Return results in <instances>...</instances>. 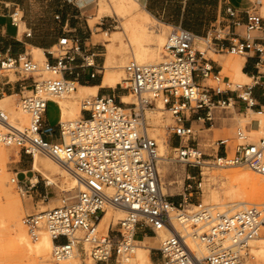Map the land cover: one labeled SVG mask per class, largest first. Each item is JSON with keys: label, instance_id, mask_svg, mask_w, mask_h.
Masks as SVG:
<instances>
[{"label": "built area", "instance_id": "obj_1", "mask_svg": "<svg viewBox=\"0 0 264 264\" xmlns=\"http://www.w3.org/2000/svg\"><path fill=\"white\" fill-rule=\"evenodd\" d=\"M171 29L160 62L140 64L132 60L124 67L126 86H119L136 99L129 110L121 104V98L96 95L82 101L84 115L78 121L63 124L58 106L57 127L46 121L47 104L77 90L76 83L65 79L63 73L71 74L68 62L80 50L75 46L79 40L74 43L67 36L61 38L58 53L48 52L56 62L46 61L43 67L26 54H0V77L3 71H14L33 82L30 95L21 94L20 98V108L30 116L28 128L10 127L9 117L0 106V123L9 128L0 133V144L17 147L32 158L35 152L42 153L73 171L83 183V189L75 195H63L60 206L28 215L22 221L34 243L45 234L51 237V257L56 264L77 254L93 264H130L139 242L157 237L161 231H168L170 237L161 248L151 249L149 264H252L250 243L264 232V207L248 206L237 213L219 214L202 204H189V209L184 204L202 186L196 177H202L206 158H212L218 166H247L264 175V138L247 143L248 136L238 129L236 141L243 143L231 148L233 158L217 153L208 156L200 149L196 131L186 122L194 115L198 121L212 122L215 106L231 104V99L216 98L228 94H235L248 108L256 106L252 90L257 82L239 84L223 77L214 71L207 53L210 50L246 57L252 52L257 55L256 66L264 65V17L256 10L242 12L229 5L226 16L215 21L204 37L181 26ZM88 59L84 60L87 66L93 67ZM42 71L61 79L39 82L35 74ZM157 101L164 104L173 119L168 130L180 144L173 149L174 161L183 163L189 173L185 181L189 198L185 194L180 202H173L163 191L158 145L148 133L145 112L155 108ZM228 144V139L218 142L223 147ZM10 181L23 196L31 195L39 185V181L20 180L17 173ZM50 186L44 182L45 188ZM47 200L48 195L42 197L43 202ZM111 209L125 211V217L111 223L103 233L99 225ZM174 210L181 215L173 218ZM141 233L143 238L139 239ZM190 240L213 246L216 251L200 258Z\"/></svg>", "mask_w": 264, "mask_h": 264}, {"label": "crops", "instance_id": "obj_2", "mask_svg": "<svg viewBox=\"0 0 264 264\" xmlns=\"http://www.w3.org/2000/svg\"><path fill=\"white\" fill-rule=\"evenodd\" d=\"M141 7L151 14L157 21L167 26H181L189 30L198 37H204L208 34L211 26L217 20H221L226 16V8L231 5L239 11L247 12L251 5L247 1L236 0H138ZM92 0L88 4H81L78 0H0V54H8L13 57L26 54L33 58V50L40 49L44 52L45 62L55 63V58L48 55V52L58 46L59 40L64 36L69 37L72 42L78 39L80 50L73 54L74 60L68 62V67L71 70L63 73V77L73 81L85 89H96L97 96L121 98L125 96V90H119V85L116 88L103 86L105 76V67L108 62V55L111 54L110 47L112 44L95 37L102 36L99 30L107 28L105 20L97 23L95 33L90 22H85L86 15L84 10L86 6L94 3ZM235 2V3H234ZM261 6H264V0L258 1ZM33 9H51V18L45 25L41 24V20H36L32 17ZM96 9V7H89ZM59 17V19H57ZM245 19V15H243ZM89 20V19H88ZM158 21V22H159ZM31 34L28 36V34ZM94 33V37H93ZM114 33V32H113ZM111 33V34H113ZM106 52H105V50ZM201 50H203L201 48ZM208 51V50H207ZM110 52V53H109ZM93 54V56H91ZM216 57L224 56L222 53H214ZM89 58L93 62V67H88L85 58ZM244 58L242 73L248 78L251 83L256 85L252 90V97L255 100L256 106L248 108L245 103L236 99L235 94H228L217 97V100L231 99V104L226 107L215 106L212 109V122L198 121L197 116H192L189 119L191 127L197 128L199 133L205 131L210 132L212 139L216 142L217 154L228 155L234 153L229 147L219 146L218 142L228 139L229 142L236 141V131L241 129L239 126V118L245 117L247 120L249 113L254 115H264V65L256 66L258 59L255 53H249ZM210 65L215 72L221 75L225 71V66L219 60L209 59ZM232 69V67H231ZM98 73L95 78H92L93 73ZM235 75L232 70L227 72V76ZM12 75L0 77V99L5 96H15L21 98V94L31 91L33 82L31 78H22L16 82L11 81ZM247 81V82H249ZM78 91V89H77ZM87 93L86 91H84ZM95 95V96H96ZM49 108L59 110L56 102L50 101L47 104L46 121L52 127H57L60 119V111L58 119L50 124L48 119ZM261 114V115H260ZM84 114L81 113V116ZM261 122V121H259ZM251 126V125H250ZM258 122L253 121L251 130L258 129ZM196 140L199 142L198 135ZM179 141L174 136L169 137L170 149L179 147ZM21 169L17 170L20 180L31 181L35 183L38 178L33 174V169L30 168L25 158H21ZM37 173V172H36ZM39 174V173H38ZM41 175V174H40ZM36 179V181H35ZM48 195V191L42 186H37L31 191L30 197L42 198ZM181 200V199H180ZM176 202V199H172ZM153 239L150 240L152 245ZM157 244L155 245V247Z\"/></svg>", "mask_w": 264, "mask_h": 264}, {"label": "rangeland", "instance_id": "obj_3", "mask_svg": "<svg viewBox=\"0 0 264 264\" xmlns=\"http://www.w3.org/2000/svg\"><path fill=\"white\" fill-rule=\"evenodd\" d=\"M91 1L92 0H90L89 3ZM94 1H95L94 3L86 6V9H83L84 14L86 15V17L84 18L85 22L86 21H88V23L90 22L91 26H93L91 28H93L94 33H95V26L97 25L98 21L100 20L99 22H101L103 19L105 20V22L108 25L107 28L99 30V34L102 33V36L95 37V38L102 39L103 41L112 44V47L109 48L111 51V54L108 55V61H110L111 67H117L120 65V62L124 57V51L120 48V46H121L120 43H123L124 47H126V45H127L126 44V40H127L126 38L128 37L129 40L131 39V35H130L131 32L128 30L127 36H125L122 33L121 28L124 29L125 26L129 25V22L131 21L130 18H132V16L130 17L129 14H125V15H118L117 14L116 16L113 15L110 17L106 16V14L102 13L101 9H109V8H105V7L101 6L102 0H94ZM230 1L233 2L236 0H230ZM242 1H244V0H242ZM245 1L250 3V5H251L250 9H257L256 11L262 17H264V6L262 7L261 3L258 2L260 0H245ZM85 4H88V3H85ZM92 5H93V7H96V9H89V7H91ZM114 9H116V8H114ZM139 9H143V8L140 7ZM50 14H51V9H33L31 16L32 17L35 16L36 20L40 19L42 21L41 24L45 25L49 22V20L51 18ZM117 18L119 21L117 20ZM158 21L156 20V23L159 24V25H157L158 30L159 29L161 30L162 28H166L164 26H167V25L162 24V23H160V21L159 22ZM166 30H167V33H166L165 38L167 39L169 33L172 30L171 26H169ZM94 33H93V37H94ZM111 33H113V34H111ZM132 43H133L132 46L134 48L135 47L134 41H132ZM143 44L147 45V43H145V42ZM197 45L199 48H201V47L204 48L201 43H197ZM163 46H162V50H161L162 52H163ZM104 50H105V48H104ZM53 51L57 54L58 53V47H55L53 49ZM105 52H106V50H105ZM222 55H224V56L216 57L214 55V52L209 50L207 53V58L219 60V62L225 66V71L222 74V76L226 77L227 72L229 70H232L230 64L234 61L235 58L241 59L242 57L237 56V55L228 54V53H222ZM126 57L128 60L124 64H122L123 65L124 79H125L124 67L126 66V64H128L130 61L133 60L130 52L127 53ZM32 59L34 62L38 63L41 67H43V65L46 63L45 60L36 59L34 53H33ZM229 62H231V63H229ZM104 71H105V69H104ZM10 72L11 71H3L1 76L12 75V78H11L12 82H16V81L21 79V77L16 72L13 71V72H11V74H10ZM229 77L235 83H239V84L251 83V81L244 82L240 78H237L235 75H232ZM35 78L39 82L52 80V79H61L60 76L57 77V76L53 75L52 73H46L45 71H42L41 73L35 74ZM209 84H211V83H209ZM122 85H123V87L126 86L124 84V82ZM76 88L78 89V85H76ZM120 88L123 89L121 86H119V90H120ZM25 95L29 96L30 91L25 92ZM71 95H72V93H70L69 95H66V97H64V98L62 97V98L53 99V101L57 103V101L65 100V98L68 99ZM126 95L130 96V100L132 102H136L135 97L130 92L125 91V96ZM93 96L94 95H88L85 97L83 96L84 98L81 97L78 100V102H80V103H78V104H80L79 105L80 112H81L82 101H84L85 99H88L90 97H93ZM57 105H58V103H57ZM14 107H15L14 109L16 111L21 112L20 116L15 117L13 115L10 118V116L8 115L9 110L8 109L5 110L3 108L2 109L7 113L9 120L11 119L15 124H17L20 127L19 129L28 128L30 125V116L27 114H24L22 109L20 108V98L19 97H15ZM161 114H162V120L165 122L166 125L164 124L163 121H161V123H160L161 129L160 130L164 133L165 138L169 141L170 131L168 130V127L174 124L173 119H172L171 114L166 109H163L161 111ZM58 117H59V110H57L55 108H49L48 119H49L50 124L53 125V123L58 119ZM22 118H23V120H22ZM244 118L245 117L239 118V122H240L239 126L241 127L242 131H244L245 135L248 136V140L246 142L247 143H256L260 139L264 138V115L258 116V115H254L252 113H249V115L246 117L247 120H243ZM79 119L80 118H74L71 121H78ZM260 120L263 121L262 128L259 127L257 129V131H255V129L251 130V126H252L253 121L259 122ZM249 124H251V126ZM194 130L196 131V134L198 135L199 146H200L201 151L205 155L216 156V154H215L217 152L216 142L212 139L210 132L205 131L203 133H199L197 128H194ZM4 131H6V130H4ZM254 132H256V133H254ZM257 132H260V133H257ZM239 143H243V141H235V142L230 141L229 147L235 148ZM0 151H2V152H0L1 157H2L1 160L4 161L2 154H6V155L10 156V160L6 161L7 163H1L2 161H0V164H1L0 165V167H1L0 168V174H1L0 177H2L4 174V176H6L8 178V179L6 178L7 179V185L10 186V184H11V186H10L11 187L10 192H11V197H12L11 200L13 199L14 201H20L23 205V209L18 210L19 220H20L22 225H23L22 221L26 216L39 213L41 210H43V207H44V210H48V209H52L54 207L61 205V198L63 197V195H67V193L63 192L58 186L51 185L50 187L45 188L44 182L45 181L47 182V180L45 179V177L42 174L40 175V173L38 174L36 172H33V174H31V175L32 176L34 175L35 177H37L38 181H39V186H42L43 188H45L48 191V193H49L48 200L46 202H43L42 198H34V200H33L30 197V195H26V196L21 195L18 191L17 186L12 184L10 180L12 177H14V173L17 172V170L21 169V167H20V165H21L20 159L21 158L26 157V161H27V163L31 169H32V164H33L34 160L32 157L25 156L23 154V152L17 147H7V146L0 144ZM175 151L176 150L173 151L172 149L169 150L168 157L170 159L176 158V152ZM40 155H41L40 164H41L42 169L46 173L51 174L55 178L60 180V176L63 172L62 167H60L59 165L54 163L51 159H49L47 156L43 155L42 153H40ZM228 155H229V157L233 158L235 156V153H229ZM206 161H208L211 164V166L210 165L207 166V164L205 163L206 165H204L202 170H201L202 171V177L201 176L196 177V180L201 179L202 186L199 189V191H194L192 193L191 201L188 200L187 203L184 204V206H186V208H188V209L190 208V206H188L189 204L196 205V206L198 204H203L204 207L210 208L214 204L213 202L209 201V197L213 193H218L219 201L217 204H220L219 202H221V201L223 204H226L229 202L230 203L231 202H246V203H249V205H247V206H257V207L264 206V193L262 194V198H263L262 200H256L255 196L252 194L251 187L248 186L245 190H243L242 194L239 197H236V198L234 197L231 199V197H233L232 194L228 195V193H230L228 190L231 187V181L229 179H223V177H221V178L216 177V179L210 178L211 174L212 175H218V174L228 175V174L233 173V171L234 172L250 171L255 177H258L261 181L262 180L264 181L263 175H259V174L255 173L254 171L249 169L247 166L221 167L218 165L216 166V163L214 161H212V158H206ZM2 164L3 165L5 164V165L2 166ZM206 167H208L209 171H207ZM158 171L160 173L159 175L161 178V183H162L164 193L168 196H171L172 199H176V202H180L181 201L180 199H182V196L185 194L187 195V193H185V189H186V185L188 184V182H185V181H186L187 177L189 176V174L186 172L185 165L183 163H180L179 161H176V160L169 163V164L159 163ZM1 172H3V174ZM0 192L2 193V191H0ZM76 193H77V190L72 192V193H69V195H75ZM226 193H227V195H226ZM188 198H189V196H188ZM221 198H222V200H221ZM6 201H9V200L6 199L4 201V196L0 195V210H1V207L5 208V210H7L6 208H8V206H5V205H7L5 203ZM3 204H5V205H3ZM10 206H11V204H10ZM210 209H211V211H214L215 213L223 214V213H225L226 210L230 209V207L218 206V207L210 208ZM241 209H243V208L235 210L234 213L242 211ZM8 213H6L7 215H5V216L8 217ZM229 214H233V212H231ZM2 216H3V213L0 212V234H1V236H0V264H56L53 262L52 257L50 256L51 253L48 256L43 257V258L37 257L36 255H31L29 260H25L24 257H20L18 255L19 250L15 247V243L12 240L14 234L12 233L13 234L12 235L11 232L8 230L10 223L8 224L9 221H7V224L5 227L7 217H5V216L2 217ZM4 219H5V222H3ZM111 223H113V222H109L107 224V226H104V225L100 226V228H99V229H101L100 231L103 233L106 232L108 229V226ZM4 227L7 228L6 230H8V231H6V230H5L6 232L3 231ZM23 227H24V225H23ZM25 231H26V228H25ZM26 233H27V231H26ZM2 234H3V237H2ZM4 234H6L5 235L6 238H5ZM45 235H47V234H45ZM27 236H28V234H27ZM262 237H264V232L262 233L260 238H262ZM138 238L142 239L143 233L138 235ZM151 239H146L149 242L148 244H150L149 240H151ZM156 244H157L156 240H153L152 245H156ZM161 247H162V242L159 241L155 249H158ZM250 247L252 249V243H251ZM152 249H154V248H152ZM251 249H250V259H249L250 263H252V264H264V259H261L258 256H256L255 254H253L251 252ZM136 253H138V251H136ZM136 253H135L134 258L136 257ZM17 255L19 257H17ZM133 259L130 261V264H134V263L135 264H149V262L142 261L139 258V256L137 257L135 262H133ZM81 261L84 264H86L88 262L92 263L91 260L83 261L81 259Z\"/></svg>", "mask_w": 264, "mask_h": 264}, {"label": "bare ground", "instance_id": "obj_4", "mask_svg": "<svg viewBox=\"0 0 264 264\" xmlns=\"http://www.w3.org/2000/svg\"><path fill=\"white\" fill-rule=\"evenodd\" d=\"M78 1L81 4H85V3H89L90 0H78ZM101 3H102L101 6H103L105 8H109V9H101L102 13L106 14V16H109V17L113 16V15L116 16L117 14L118 15L129 14L130 17L132 16V18H130L131 21L129 22V25L125 26L124 29L121 28L122 29L121 31L125 36H127L128 30L131 32L130 35H131L132 40L131 39L129 40L128 37L126 38L127 39L126 40V44H127L126 47H124L123 43H120V45H121L120 48L124 51V57L121 60L120 65L117 67H111L110 61H108L107 65L105 67V72H104L105 76H104V80H103V86L110 87V88H116L118 85L123 84L124 74H123V65L122 64H124L128 60L126 57L128 52L131 53L132 59L137 61L140 64H155V63H158L162 60L163 52L161 50H162V46L164 45V43L166 41V38H165L166 33H167L166 29L169 26H164L166 28H162L161 30L159 29L160 30L159 31L158 26H157L159 24L156 23V19L151 14L146 12L145 9H139L141 7V5H140L138 0H102ZM114 8H116V9H114ZM117 20H118V18H117ZM132 41H134V43H135L134 48L132 46V44H133ZM144 42L147 43V45H144L143 44ZM202 51H204V50H202ZM33 53H34L36 59L46 60V58L44 56V52L42 50L34 49ZM90 62H91V60H90ZM229 63H231V62H229ZM243 63H244V58H241V59L235 58L234 61L230 64V66L232 67V71L235 73V76L237 78H240L242 81L247 82V81H249L248 78L242 73ZM46 73H49V72H46ZM10 74H11V72H10ZM41 82H44V81H41ZM84 91H86L87 93H85ZM96 93H97L96 89H85L82 87H78V91L77 90L74 91L68 99L65 98V100H63V101H57V103L61 109L62 123L65 124L66 122H71V120H73L74 118H80L81 117V112L79 110L80 104H78L80 102H78V100L83 96L84 97L88 96V95H94L95 96ZM64 97H66V96H63V98ZM14 99H15V96H5L2 99H0V106L5 110L6 109L9 110L8 115L10 116V118L13 115L15 117L16 116L18 117L21 115L20 114L21 112L16 111L14 109L15 108L14 107ZM135 103L136 102H132L130 100V96L126 95V96L121 97V104L125 105L127 110H129L130 106L134 105ZM163 109H166L164 104L161 101H157L155 108L148 109L145 112V118H146V123L148 126L149 136L153 139L155 138L154 140L157 142V145H158V158H159L158 159V165H159V163L169 164V163L174 161V159H170L168 157L169 150H170L169 141L165 138L164 133L160 130L161 129L160 123H161V121H163L161 111ZM23 113L27 114L25 111H23ZM22 120H23V118H22ZM9 123H10V127H14L16 129L20 128L11 119L9 120ZM164 124H165V122H164ZM249 125H251V124H249ZM262 126H263V121L258 122L257 127L262 128ZM4 130L7 131V130H9V128L5 127L4 125H2L0 123V133H5L6 131H4ZM20 130H22V129H20ZM260 132H257V133H260ZM254 133H256V132H254ZM66 141H68L67 138H66ZM0 152H2V151H0ZM2 156H3L4 161L1 160L2 157L0 154V161H2L1 163H7L6 161L10 160V156H8L6 154H2ZM40 159H41L40 153L35 152L33 155L34 161L32 164V169H33V171L42 174L45 177V179L47 180V183L49 185L58 186L65 193H72L76 190L79 191V190L83 189V183H81V181L78 179V177L75 175V173L73 171L67 169L65 166L61 165V163H58L55 160L49 158L54 163H56L57 165L62 167V169H63V172L60 176V180H58L53 175L46 173L42 169L41 164H40V162H41ZM206 164H207V166L208 165L211 166V164L208 162ZM4 165L2 164V166H4ZM216 166H217V164H216ZM221 167H223V166H221ZM206 169H207V171H209L208 167H206ZM1 173L3 174V172H1ZM0 176H1V174H0ZM216 177L217 178L223 177V179H229L231 181V187L228 190L230 192V193H228V195L232 194V196H233V197H231V199L234 197L235 198L239 197L242 194L243 190H245L248 186L251 187L252 194L255 196L256 200H262L263 199L262 194L264 193V181L263 180L261 181L258 177H255L250 171H245V172H234L233 171V173L228 174V175H225V174H218V175H212L211 174L210 175L211 179H216ZM6 178L7 177L4 176V174L2 177H0V189H1L0 191H2V193L0 192L1 193L0 195L4 196V201L6 199L9 200V201L5 202L7 205L3 204L5 206H8V208H6L8 211L5 210V208L1 207L0 212L3 213L2 217L7 215L6 213L9 212L8 217L5 216V217H7L5 227H6L7 221H9L8 224L10 223V226L8 225L9 226L8 230L11 232V234L12 233L14 234V235L12 234L13 235L12 240L15 243V247L19 250L18 255L20 257H24L25 260H29L31 255H36L37 257H40V258L48 256L51 253L52 248L54 246L51 237L49 235H44L39 242L34 243L27 236L25 228L21 224V222L19 220V215H18V210L23 209V205L20 201H14L13 199L11 200V198H12L11 192H10L11 184L9 183L10 186L7 185V179L8 178L7 179ZM35 181H36V179H35ZM226 195H227V193H226ZM221 200H222V198H221ZM209 201L214 203L212 205L213 207L211 206L210 208H215L218 206L230 207V209L226 210L225 213H223V214H229L231 212L234 213L235 210L240 209V208L244 209V208L248 207L247 205H249V203H246V202H231V203L229 202V203L223 204L222 201L219 202L220 204H217L219 201L218 193L211 194L209 197ZM10 204H11V206H10ZM262 207H264V206H262ZM206 208L211 211V209L209 207H206ZM243 209H241V210H243ZM43 211H46V210H44V207H43V210H41L40 212H43ZM177 215L179 216L181 214L176 213V211L174 210L172 213V217L174 218ZM124 217H125V211L111 209L104 215V217H103V219L99 225V228H100V226H103V225L107 226V224L109 222L117 223V221L122 220ZM3 222H5V219L3 220ZM5 227H4L3 231H5L7 229ZM8 230H6V231H8ZM5 235L6 234H4V236ZM0 236H1V234H0ZM260 236L251 242L252 243V249H251V247H250V249H251V252L253 254H255L256 256H258L261 259H264V237L260 238ZM2 237H3V234H2ZM169 237H170V233L168 231H161V232H158L157 237H151V238L153 240H156V243L158 244L159 241L163 243ZM5 238H6V236H5ZM151 238H149V239H151ZM190 241H191L190 242L191 246L194 248L196 254L200 258L208 256V255H210L216 251V248L213 246L203 245V244H200L197 242H193V240H190ZM148 243L149 242L147 240L144 242H139V245L136 249V251H138V253H136V251H135L136 257L133 259V262H135L137 257L139 256V258L142 261L151 263L150 251L152 248L155 249L156 247H155V245H150ZM251 243H250V246H251ZM224 245H227V243H224ZM18 255H17V257H19ZM60 264H84V263L81 261L80 257L77 254V255H74L71 259H69L65 262H61ZM86 264H93V262L92 263L88 262Z\"/></svg>", "mask_w": 264, "mask_h": 264}]
</instances>
